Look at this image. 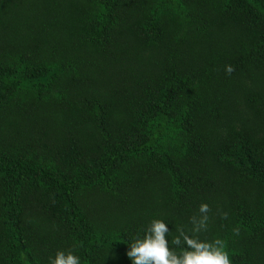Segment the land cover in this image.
I'll use <instances>...</instances> for the list:
<instances>
[{"label": "trees", "instance_id": "trees-1", "mask_svg": "<svg viewBox=\"0 0 264 264\" xmlns=\"http://www.w3.org/2000/svg\"><path fill=\"white\" fill-rule=\"evenodd\" d=\"M152 218L264 264V0H0V264H131Z\"/></svg>", "mask_w": 264, "mask_h": 264}, {"label": "clouds", "instance_id": "clouds-1", "mask_svg": "<svg viewBox=\"0 0 264 264\" xmlns=\"http://www.w3.org/2000/svg\"><path fill=\"white\" fill-rule=\"evenodd\" d=\"M226 72H231L230 66H225ZM209 208L206 203L198 206L199 216L190 217L191 232L198 233L207 228ZM234 228L233 233L238 234ZM168 225L160 218H152L146 224L143 234L137 235L128 243L125 255L131 264H231L229 252L223 239H199L187 234L183 229H177V235L171 243L183 247L177 252L169 247L166 235ZM48 264H80V257L69 249H57L49 257Z\"/></svg>", "mask_w": 264, "mask_h": 264}]
</instances>
